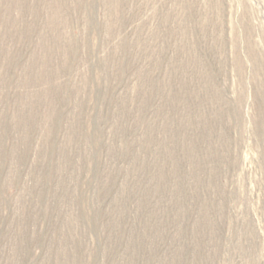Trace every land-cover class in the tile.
<instances>
[{
	"label": "rangeland",
	"instance_id": "374dc122",
	"mask_svg": "<svg viewBox=\"0 0 264 264\" xmlns=\"http://www.w3.org/2000/svg\"><path fill=\"white\" fill-rule=\"evenodd\" d=\"M0 264H264V0H0Z\"/></svg>",
	"mask_w": 264,
	"mask_h": 264
}]
</instances>
